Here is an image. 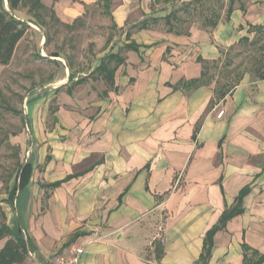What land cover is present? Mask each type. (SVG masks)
Instances as JSON below:
<instances>
[{
    "label": "crops",
    "instance_id": "obj_1",
    "mask_svg": "<svg viewBox=\"0 0 264 264\" xmlns=\"http://www.w3.org/2000/svg\"><path fill=\"white\" fill-rule=\"evenodd\" d=\"M40 1L67 28L98 3ZM111 2L103 25L117 35H97L92 63L76 73L48 50L26 10L11 11L26 29L0 80L33 54L36 67L57 64L44 88L66 90L50 114L40 107L54 92L38 97L37 89L22 111L27 133L9 139L26 158L10 182L0 179V210L24 246L23 264H54L72 244L83 247V264H198L205 233L246 186L243 213L215 234L208 264H242V243L263 254L264 80L244 73L222 99L217 75L197 88L185 83L201 77L200 59L220 66L253 40L264 43V33L248 31L264 26V0H236L231 13L228 0L206 8L194 0ZM107 55L123 59L112 84L95 72ZM72 98H84L82 110L65 106ZM26 163L31 175L20 189Z\"/></svg>",
    "mask_w": 264,
    "mask_h": 264
},
{
    "label": "rangeland",
    "instance_id": "obj_2",
    "mask_svg": "<svg viewBox=\"0 0 264 264\" xmlns=\"http://www.w3.org/2000/svg\"><path fill=\"white\" fill-rule=\"evenodd\" d=\"M156 1L160 3L162 0ZM171 1L175 2L176 0ZM194 1H197L202 8H206L207 5L220 6L222 0ZM108 17V14L104 12L101 4L97 3L86 9L84 19L74 22L71 28L64 27L56 21H50L48 18H45L46 25L42 28H44L46 36L50 38V41L46 42L49 43L50 46L48 50L51 52L55 51L59 54V62L61 65L64 64L71 67L74 69V73L82 72L85 70L86 66L92 63L91 56H93L94 51L93 40L96 36L100 35L104 40H111L113 35H117V31L113 26L103 25L104 19L108 21ZM104 40L102 42H104ZM242 50L246 53L236 58L234 66L224 70H214V68L211 67V75H217L218 80H221L220 83H227L228 77L232 79V74L228 72L235 70L237 74L241 72V70L247 69L250 63L248 57L251 55V49L244 46ZM32 57L26 59L22 66L17 64V67L20 68L21 71L10 69L0 80V179L4 183L10 182L14 178L19 163L26 158V154L21 155L19 149L15 147V145L9 143L10 137H14V135L21 131H23L24 134L27 133L22 115L25 101L34 98L32 96L36 93L35 91L39 89L41 91L37 94L38 97H45L46 91L48 92V90L54 92L49 97V102L47 103L45 101L41 103L40 107H48L50 114L56 113L58 107L62 106L64 102L63 94L66 91L64 87H56L55 89L44 88L48 80L47 78L51 77L53 75L52 71L54 68H57L56 62L52 64L54 68L46 61L39 62L36 67L34 63L40 57L36 55L33 56V54ZM117 59L123 60L120 57H117ZM55 74L57 75V71ZM65 87L68 88V86ZM73 88L74 86L70 84L69 89L72 90ZM82 100H84V98H72V103L65 106L80 108L82 110ZM12 110H14V112H12ZM145 257H147V254H145Z\"/></svg>",
    "mask_w": 264,
    "mask_h": 264
},
{
    "label": "trees",
    "instance_id": "obj_3",
    "mask_svg": "<svg viewBox=\"0 0 264 264\" xmlns=\"http://www.w3.org/2000/svg\"><path fill=\"white\" fill-rule=\"evenodd\" d=\"M98 3L102 4L104 12L109 15V9L111 7V0H97ZM230 2V8L228 13L232 12V5L236 0H228ZM7 9L5 7V0H0V65L6 66L9 64L17 43L22 38L26 26L21 21L15 19L11 11L16 9L26 10L27 14L30 16L32 21L40 27L46 25L45 18H48L50 21H58L55 19L54 13L52 10L47 9L40 0H6ZM212 27H215V23L211 24ZM143 26H140V28ZM70 28V27H69ZM249 32H254L255 35H260L264 33V26H250ZM50 38L46 36V42H49ZM246 39H241L240 44L246 43ZM259 42L253 40L250 43L251 55L249 58V67L247 69L241 70L239 73H235V70L228 72L232 74V79L228 77V82L220 83L216 82V87L214 89L216 98L222 99L237 85L244 73H249L250 76L257 80H264V43L258 45ZM130 49L136 51L138 48L131 44L129 45ZM253 50V51H252ZM249 52V51H248ZM246 52L243 50L232 56H227L224 62L218 66L217 62L209 63L202 61L204 66V71L201 74V77L196 80H191L186 82L187 87L197 88L199 86L211 83L213 74L211 75V67L214 70H224L231 67L234 64L236 58L245 55ZM248 54V53H247ZM123 63V60L117 59L116 56L107 55L103 57L100 61L99 66L96 68L95 72L98 75L102 76L105 80L112 84L113 76L116 71V68ZM113 64V66H111ZM69 79H72V76H69ZM14 112V110H12ZM31 175V165L26 163L21 165L18 170L19 176V188L22 189L26 187V184L29 181ZM73 176L66 177L63 181H66ZM62 182L54 183L48 187L56 188ZM249 186L244 187L238 193L234 201V205L230 208H226L221 216L219 217L217 223L213 225L206 233L203 239V245L201 254L198 259V264H208V261L211 257V252L213 248V238L218 231L225 229L226 223L232 218L241 215L243 213L242 209V200L249 193ZM5 215L0 210V240L6 238V242L2 249L0 250V264H23L26 260L27 254L24 249L23 244L21 243L20 237L14 234L5 224ZM155 248L153 250L154 259L156 262H160L163 257V246L160 242L154 243ZM242 264H264V253H260L257 250L250 248L246 243H242Z\"/></svg>",
    "mask_w": 264,
    "mask_h": 264
},
{
    "label": "built area",
    "instance_id": "obj_4",
    "mask_svg": "<svg viewBox=\"0 0 264 264\" xmlns=\"http://www.w3.org/2000/svg\"><path fill=\"white\" fill-rule=\"evenodd\" d=\"M84 249L80 245H70L54 260V264H83Z\"/></svg>",
    "mask_w": 264,
    "mask_h": 264
}]
</instances>
